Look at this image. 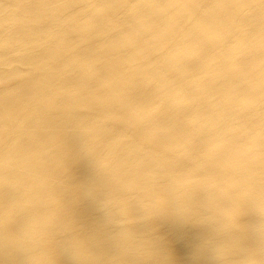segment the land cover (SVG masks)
I'll return each instance as SVG.
<instances>
[{
	"label": "bare ground",
	"instance_id": "obj_1",
	"mask_svg": "<svg viewBox=\"0 0 264 264\" xmlns=\"http://www.w3.org/2000/svg\"><path fill=\"white\" fill-rule=\"evenodd\" d=\"M0 264H264V0H0Z\"/></svg>",
	"mask_w": 264,
	"mask_h": 264
}]
</instances>
